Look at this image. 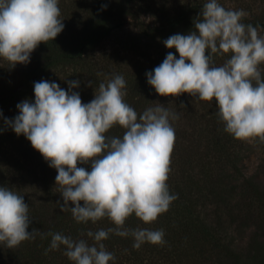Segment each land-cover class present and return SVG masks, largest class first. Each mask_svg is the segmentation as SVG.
<instances>
[{
  "label": "clouds",
  "instance_id": "1",
  "mask_svg": "<svg viewBox=\"0 0 264 264\" xmlns=\"http://www.w3.org/2000/svg\"><path fill=\"white\" fill-rule=\"evenodd\" d=\"M60 15L59 0H0V58L10 67L29 63L41 42L53 40L63 30ZM247 15L207 0L193 31L163 41L176 49L179 58L169 52L146 76L161 96L188 93L201 101L215 99L225 132L241 141L264 142V36L257 27L242 23ZM229 53L223 65H214L212 54ZM68 83L65 91L54 82H34V102L18 103L19 114L5 123L56 169L62 212L70 211L76 223L107 218L115 227L87 231L94 241L91 245L85 239L49 233L45 255L64 246V255L74 264H109L115 260L103 243L109 233L131 235L137 250L146 242L163 246V229L129 230L125 222L134 214L151 224L177 199L167 180L175 144L170 118L178 116L162 105L138 115L124 101L126 81L121 75L101 82L89 103L70 91L78 81ZM117 125L124 129L122 137L107 136ZM89 162L90 171L77 166ZM28 211L22 195L0 186V244L13 249L35 239L36 230L27 231Z\"/></svg>",
  "mask_w": 264,
  "mask_h": 264
},
{
  "label": "trees",
  "instance_id": "2",
  "mask_svg": "<svg viewBox=\"0 0 264 264\" xmlns=\"http://www.w3.org/2000/svg\"><path fill=\"white\" fill-rule=\"evenodd\" d=\"M206 2L159 0L158 12L153 10L155 20L147 24L135 10L142 4L150 8L148 0H59L63 30L53 40L41 42L27 64L10 67L8 61L0 59V123H5V119L19 114L18 103L34 102V82H54L69 91L68 80L78 81L70 91L82 93V82L77 77L84 73L96 80L91 84L97 89L100 81H108L112 64H116L114 58L120 57L118 52L107 53L102 60L89 57L106 37L120 36L119 46L126 51L142 49L144 36L156 48V55L143 71L122 74L127 93L124 101L138 115L149 107L162 105L178 116L175 120L170 118L175 144L167 180L170 194L177 199L151 224L143 223L134 214L125 222L129 230L163 229V246L146 242L137 250L131 235L109 233L103 241L106 250L115 256L109 264H264V183L246 175L240 164L245 151L255 149L264 168V142L241 141L225 132L215 99L201 101L188 93L161 96L147 83L146 73L159 66L169 52L179 58L176 49L167 48L163 41L171 35L193 31L194 21ZM218 3L226 9H245L222 0ZM244 11L248 15L242 23L263 31L264 11ZM212 55L214 65L221 66L231 54ZM65 68H71V72L67 74ZM61 76L66 78L65 82ZM123 132L117 125L106 135L122 137ZM19 136L25 140L30 158L17 159L13 181L8 182L0 174V186L23 196L29 206L27 231L34 229L36 235L13 249L0 244V264H74L64 255V246L45 255L51 242L49 233L85 239L91 245L94 241L87 237V231L115 226L107 218L96 223H76L70 211L62 212L59 205L63 198L55 184L56 169L49 166L23 134ZM77 166L91 170V162ZM72 206L69 201V207ZM249 229L251 233L246 235ZM234 231L244 233L246 238L234 235ZM240 241L243 245H239Z\"/></svg>",
  "mask_w": 264,
  "mask_h": 264
},
{
  "label": "rangeland",
  "instance_id": "3",
  "mask_svg": "<svg viewBox=\"0 0 264 264\" xmlns=\"http://www.w3.org/2000/svg\"><path fill=\"white\" fill-rule=\"evenodd\" d=\"M159 0H148L149 7L147 5L142 4L138 10H135L137 14H139V18L145 21V23L150 24L151 21L155 20V14L153 12H158L159 4L157 3ZM221 1V0H218ZM227 4H235L239 6H243L248 12V9L251 8L254 11H264V0H222ZM146 6V7H144ZM131 12H134L133 9H130ZM127 16H129L127 14ZM129 20L130 17H128ZM261 36H264V30L259 32ZM120 36H110L103 39L101 45L90 54L89 57H97L99 60H102L107 56V53H112L114 50L118 52L120 57H115L114 60L116 64H112L111 72L108 76L112 79L116 75H121L130 72H140L143 71L145 67L149 64V60L151 57L156 55V48L151 43V40L146 39L145 36L142 37V49L140 50H129L126 51L121 49L119 46ZM112 56V54H111ZM2 59V58H0ZM66 73L71 72V68H65ZM61 74V73H60ZM62 82H65L64 77H62ZM79 82H82V93H79L82 103H89L92 99H94L96 87H93L91 82H96L93 80L91 75H86L85 73L82 77H77ZM109 79V80H110ZM108 80V81H109ZM73 81V80H68ZM108 81H100V82H108ZM2 131H0V174L6 180L13 181L15 176V164L17 163V159H29L28 154L26 152V142L23 137L17 135L12 128L5 124L0 123ZM252 150V151H250ZM246 153L242 156V160L240 162L242 166L243 172L248 175L254 177L260 183H264V168L261 165V156L260 153L255 149H248L245 151ZM1 176V175H0ZM1 178V181L2 179ZM234 235L242 236L244 239V233H239L238 231L233 232ZM251 230L246 231V235L250 234ZM239 245H243V241L239 242Z\"/></svg>",
  "mask_w": 264,
  "mask_h": 264
}]
</instances>
